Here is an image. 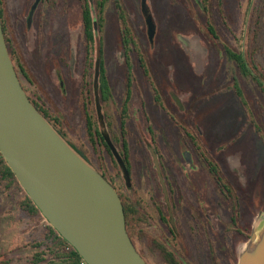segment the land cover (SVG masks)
<instances>
[{"label": "flooded vegetation", "instance_id": "af4514ba", "mask_svg": "<svg viewBox=\"0 0 264 264\" xmlns=\"http://www.w3.org/2000/svg\"><path fill=\"white\" fill-rule=\"evenodd\" d=\"M129 1L75 0L78 12L74 20L81 29L86 65L79 81L74 58L67 65L62 53L68 42L66 32L57 40L51 36L56 29L67 30L68 26L61 21L54 27L57 0H0L3 30L19 79L34 105L93 163L85 147L71 140L61 112L49 100L35 69L48 44L60 48V70L56 68L53 77L63 92L72 76L76 77L79 95L84 98L88 137L99 151L106 152L117 170L113 176L107 173L104 163H99L103 161L101 152L98 164L93 165L119 193L127 230L148 264H238L239 245L252 237L255 213L259 215L264 206V12L260 8L264 0H246V6L245 0H191L188 5L187 23L192 33L189 41H184L194 52L193 68L206 47L210 59H224L227 69L222 80L208 66V72L199 78L202 88L198 94L194 92L193 108L198 100L200 105H211L233 89L238 142L251 139L258 148L250 155L232 157L229 172L228 162L216 156L203 139V129L179 119L183 102L162 84L161 64L155 63L150 52L152 46L162 45V39L167 47L162 55L173 54L180 45L170 29L172 10H179V0H156L161 21L153 0H138L145 39L142 27L133 23ZM114 17L120 36L119 66L107 59L109 34L116 33L110 29ZM117 68L123 75L114 81ZM97 70L103 120L97 103ZM244 83L256 89V97L250 96ZM175 130L184 148L179 155L166 156L161 146L169 138L167 131ZM104 132L123 158L129 180ZM144 132L149 138H144ZM144 143L156 180L147 166L146 175L143 171L137 179L132 155L135 147L142 150Z\"/></svg>", "mask_w": 264, "mask_h": 264}, {"label": "water", "instance_id": "95a60500", "mask_svg": "<svg viewBox=\"0 0 264 264\" xmlns=\"http://www.w3.org/2000/svg\"><path fill=\"white\" fill-rule=\"evenodd\" d=\"M151 35L153 29L151 26ZM96 74L97 103L98 76ZM103 124V121H102ZM109 145L129 175L108 134ZM0 152L48 222L88 264H148L134 244L114 186L27 95L6 42L0 13ZM239 248L238 264H264V224Z\"/></svg>", "mask_w": 264, "mask_h": 264}, {"label": "rangeland", "instance_id": "374dc122", "mask_svg": "<svg viewBox=\"0 0 264 264\" xmlns=\"http://www.w3.org/2000/svg\"><path fill=\"white\" fill-rule=\"evenodd\" d=\"M67 1V3H64L63 0H57V4L54 6L53 15L54 27H58L60 22L63 21L67 22V30L65 28L56 29V32L53 31L51 36L53 39L57 40L62 37V32H66L68 42L65 43L66 45L62 53L67 59V65H69L71 59L74 58L76 62L75 69L77 72V78L80 81L86 65L85 53L81 42V29L76 25V21L74 20L78 12V5L75 4V0ZM160 1L161 0L157 2ZM191 2V0H179V10H172L174 15H172L170 19L171 37L175 38L176 42L180 43L178 47L174 48V53L167 52L162 55V50L163 52L167 50L163 39L161 41L162 45L159 44L156 48L155 46H152L150 52L155 63L161 64L159 70L162 84L171 94H175V96H178L183 102L184 108L179 111V119L184 121L187 125L196 124V126H200L203 129L201 131L203 139L210 145L209 148L216 156H223L224 161L228 162V164H225L226 169L229 172L232 170L229 163L232 157L237 158V155H250L253 153L254 149L257 150L258 148L254 147L251 139H245L242 142H238V127L236 126V111L238 110L233 105V102H235L233 98V89L226 91L221 98L215 99L214 103L211 105L206 102H203L200 105L198 100L197 108H193L194 94H196L194 92H197V94L200 92L202 87L198 81L199 78L204 77L208 72V66H210V69L213 72L216 71L215 74L222 80L226 77L225 74L227 73V69L226 66H224V59H214V56L211 58L212 60L210 59L206 47H204V56H200V53L204 52L201 51L198 55L199 60L197 61V66L195 65V69L193 68L195 63L194 60H191V56L194 55V52L191 51V48L185 46L186 44L184 41H189V36H191L192 33L190 32V27H188L187 23L188 5L191 4ZM139 3L140 1L138 0L129 1L132 8L133 23L139 28L142 27L141 33L145 39L147 34L145 26L141 22V8ZM152 4L154 9L156 0H153ZM244 5L246 6V0ZM260 8L262 12H264V1L261 2ZM156 10L158 12L157 16L159 15L158 20L161 21V14L158 9ZM72 21L73 25L71 24ZM110 27V29L116 33L112 32L109 34L107 59L109 63L113 60L119 66L120 62L118 60H120L119 54L121 48L119 44L120 36L118 34V26L115 17L112 20ZM231 37L232 36L230 35L228 36L229 39H231ZM43 52L44 56H42L41 53L40 60L42 63L37 64V62H35L36 60H34V67L37 64L40 68L36 67L35 69L47 90L46 95L57 110L61 112L71 140L76 144L84 146L91 156L94 165L98 164L96 161H99V154L101 151L93 145L88 137L83 110L84 98L79 95L80 89L78 90L77 88L78 83L76 80L74 81V78L76 77L73 75L72 80H69L70 77H68L69 83L67 84V91L63 92L58 81L53 77V74H55L54 70L56 68L60 70L61 63L57 56L61 53L60 48H55L54 43H52L48 44ZM209 60H211V62ZM121 75L123 74L117 68L113 80H117ZM193 76L197 79L194 80L192 78ZM117 85H119V82ZM244 86L250 96L254 97L256 89H253V86L247 83H244ZM204 91L205 90L203 89V92ZM225 103L227 104L225 105ZM167 135L169 137L168 140H166L165 144L161 146L163 153L166 156L179 155V153H181L179 150H181V148L183 150L184 146H181L182 144L179 142L178 132L176 131L173 133L167 131ZM146 136L149 138L148 134H145L144 132V138H146ZM146 144L142 150L137 146L133 150L132 158L137 179H139V176H142L141 172L145 171V167L147 166L149 175L153 173V176L151 175L152 180H156V170ZM101 154L103 161H99V163H104L109 175H115L117 169L112 163L111 158L108 157L106 152H101ZM144 175H146V171ZM139 183L142 187V180L139 181ZM6 196V192L0 191V261H9V264H29L30 259L28 257V252L30 251H26L25 246H27L29 242L32 230L37 226H43L45 222L41 217L29 216ZM259 219H261L263 221L262 224H264V206H261L259 215L258 212L255 213L254 229ZM244 244H240L239 247Z\"/></svg>", "mask_w": 264, "mask_h": 264}, {"label": "trees", "instance_id": "16d2710c", "mask_svg": "<svg viewBox=\"0 0 264 264\" xmlns=\"http://www.w3.org/2000/svg\"><path fill=\"white\" fill-rule=\"evenodd\" d=\"M43 115L50 121L47 115ZM54 127L58 130L57 126ZM59 132L63 135L61 130ZM70 144L93 165L77 145ZM0 191L6 192V197L29 216L41 217L45 222L44 225L42 224L43 226H37L32 230L29 242L25 246V250L30 251L28 252L29 264H88L77 249L48 222L39 207L21 186L1 152ZM0 264H9V261L1 260Z\"/></svg>", "mask_w": 264, "mask_h": 264}]
</instances>
